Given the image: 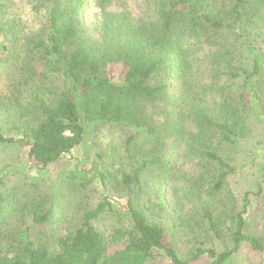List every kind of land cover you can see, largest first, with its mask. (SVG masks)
Returning <instances> with one entry per match:
<instances>
[{
  "label": "trees",
  "instance_id": "trees-1",
  "mask_svg": "<svg viewBox=\"0 0 264 264\" xmlns=\"http://www.w3.org/2000/svg\"><path fill=\"white\" fill-rule=\"evenodd\" d=\"M30 1L37 3V26L17 20L11 1L0 0V126L10 133L0 129V143L23 142L27 158L44 170L82 143L85 123L102 124L132 132L125 143L140 159L121 180L130 229L105 234L94 227L106 200L83 213L72 235L51 241L35 238L28 227L3 229L0 221V264H149L157 251L171 264L203 255L209 264H226L243 242L264 251L244 233L246 192L242 210L230 217V245L222 252L194 246L182 261L139 197L148 164L158 176L167 173L164 178L172 168L145 158V141L135 140L146 136L161 148L174 137L197 165L186 179L190 195L219 192L233 171L223 148L237 146L240 126L264 117V50L255 46L264 40V0H133L140 3L137 13L132 0ZM86 9L96 18L86 20ZM259 177L264 183V168ZM30 213L34 223H44L51 210L35 205ZM227 213L215 220L206 210V231L217 238Z\"/></svg>",
  "mask_w": 264,
  "mask_h": 264
},
{
  "label": "rangeland",
  "instance_id": "rangeland-1",
  "mask_svg": "<svg viewBox=\"0 0 264 264\" xmlns=\"http://www.w3.org/2000/svg\"><path fill=\"white\" fill-rule=\"evenodd\" d=\"M9 1L17 20L37 26L39 19L33 20L36 18L33 11L36 2ZM130 6L136 13L140 9V3L133 0ZM84 16L90 20L96 18L97 13L86 9ZM255 46L264 50V40ZM112 76L119 78V70H113ZM251 120L247 122L248 126H240L243 131L237 146L223 148L221 156L233 171L225 178L219 192L208 196L190 195L186 179L194 178L197 165L186 155L185 147L172 143L174 137L161 144L164 153L159 144L146 143L149 139L146 136L135 139L141 145L145 141L143 147L150 152L145 158L166 161L172 168L164 178L167 173L158 176L156 165L148 164L141 172V191L145 193L139 197L143 199L142 207L148 220L164 225L169 241L182 261L189 258L188 252L194 246L222 252L230 245V217L242 210V198L246 192L251 193L247 196L248 205L243 214L244 233L255 236L264 247V183L259 177L260 169L264 168V117L261 122L255 118ZM0 129L3 134H10L8 126H0ZM84 131V139L77 148L44 170L33 166L23 142L0 143V221L3 229L20 231L28 227L35 238L46 241L70 236L80 226L83 213L105 200L106 211L93 221L94 227L105 234L113 233L114 229L131 228L130 217L123 209L124 197L129 192L123 188L121 180L123 174L132 173L137 164L134 162L140 159L132 146L125 143L132 132L117 126L87 123ZM190 131L194 132L192 127ZM173 169L177 170L176 173ZM99 173L106 174L104 181L100 180ZM172 174L175 177L171 178ZM258 187L262 192L253 193ZM134 190L137 192L136 188ZM35 205L51 210L46 222H33L30 210ZM160 206L164 210H160ZM206 210L214 219L218 217L216 214L228 212L227 217L218 222L217 238L206 231ZM210 262L203 255L189 264ZM149 264L171 263L157 251L151 255ZM226 264H264V251L255 250L243 242Z\"/></svg>",
  "mask_w": 264,
  "mask_h": 264
}]
</instances>
